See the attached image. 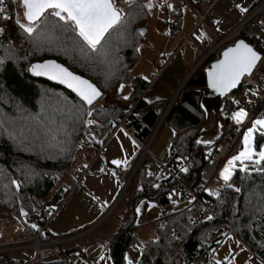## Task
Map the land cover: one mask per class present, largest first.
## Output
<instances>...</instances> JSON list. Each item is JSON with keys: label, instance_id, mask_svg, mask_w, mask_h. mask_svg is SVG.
<instances>
[{"label": "trees", "instance_id": "trees-1", "mask_svg": "<svg viewBox=\"0 0 264 264\" xmlns=\"http://www.w3.org/2000/svg\"><path fill=\"white\" fill-rule=\"evenodd\" d=\"M120 1L121 4L116 1L117 7L129 15L120 28L111 29L105 35L96 52L90 51L70 28L64 31L59 27L58 18L50 13L42 18L41 25H38L40 31L33 36L24 33L18 25L11 28L16 33V42L12 40L10 28L5 27L0 32V57H5L4 63L0 64V205L20 219L27 237L38 232L40 226L37 224V228H32L35 223L28 221L26 215L36 214L38 220L44 222L45 211H55L68 193L65 185L54 188L61 176L73 169L74 161L86 148L79 144L85 136V120H94L93 125L98 128L106 125L115 128L123 120L137 138L147 141L170 99H145L150 81L134 75L147 42V35L141 36L138 29L142 26L149 29L152 13H140L135 6L129 9L125 0ZM136 2L139 5L145 0ZM262 14L253 22L257 31L259 27L263 28L259 26ZM1 22L2 19L0 28ZM165 30L164 43L167 44L177 30ZM40 33L50 39L38 41ZM240 37L243 35L237 36ZM247 40L262 50L258 38L249 37ZM138 45L139 52L136 51ZM48 58L57 59L94 82L104 93L102 102L88 107L64 86L32 76L30 64ZM203 67L192 73L164 119V123L170 124L175 132L167 164L194 187L205 184V167L220 145L219 140L205 145L197 144L198 139H195L205 120L200 105L201 92L198 91L206 84ZM120 83L129 84L131 88L127 101L117 92ZM247 87L242 85L227 99L222 122L229 118L225 112L232 110V97ZM128 105H131L129 110ZM259 107L264 115V100ZM89 111L92 116L87 115ZM88 147L97 152L96 147ZM181 167H187L188 172H181ZM149 172L147 164L142 161L126 193L131 194L134 202L142 198L159 201L172 210V214L163 218L165 221L159 226L158 239L145 244L139 264H206L213 249L225 239L222 234L228 233L236 236L258 258H264V174L245 173L237 168L229 182L216 186L218 195L206 192L204 197L211 202L219 219L196 227L192 220L200 213L198 208L173 210L169 203L168 193L172 187L180 189L179 183L162 171L151 181ZM13 180L18 182L19 188L12 183ZM154 184L160 187L155 188ZM236 188L240 191L236 192ZM21 209L26 215L20 214ZM130 214L133 219L135 213L131 211ZM132 228L133 223L128 220L109 243L115 264H126L124 254L136 240ZM217 241L221 243L217 244ZM61 253L62 258L37 260L33 264H74L75 251L62 249Z\"/></svg>", "mask_w": 264, "mask_h": 264}, {"label": "crops", "instance_id": "crops-1", "mask_svg": "<svg viewBox=\"0 0 264 264\" xmlns=\"http://www.w3.org/2000/svg\"><path fill=\"white\" fill-rule=\"evenodd\" d=\"M260 1L261 0H219L212 10L211 17L197 24L199 17L194 11V8L205 11L208 9V5L202 0H187L188 3L178 0L179 8L177 12L168 9V15L162 23V29L164 33L165 28L167 30H177V32L174 33V37L183 31L187 23L183 7L184 4H188L190 6V13L187 17L188 20L192 19V21L191 24L189 23V31L186 33L182 43L194 37V48L196 53V45L199 41L215 40L222 36L240 21L255 4L260 3ZM236 3H240L243 7H246L248 9L247 12L240 13L239 10L235 8ZM169 13H173L177 17V22L174 26L168 23ZM213 21H218V23H213ZM261 21L263 20L261 19L259 21V26H262L260 25ZM202 23L207 24L204 29L206 31V38L197 40L193 33L196 34L199 28L197 26ZM263 28H258L260 34L264 32ZM174 37H171L167 44L164 43L165 38L164 40L161 39V42L155 46L151 43L148 45L146 44L142 49V55L135 67L134 75L147 76V80L150 81L146 97L151 101L160 98H169L166 96V93L158 91L161 86L157 87V85L162 75L173 66L178 58L180 59L179 67L183 73L185 60L182 54V43L177 45L174 49L173 46L170 47ZM161 53L165 55L162 56ZM193 59H195V56ZM182 78L184 79L185 77ZM171 79L172 78H170V80ZM183 79L178 80V77H175V80H178L177 83L175 82V86L180 84ZM171 82L173 86V84H175L174 79H172ZM163 86L164 84H162V87ZM176 88L174 87V90ZM171 90L173 92V89ZM125 133H127V135H125ZM133 141H135V144H133ZM83 149L85 151L81 153V157H86V161L80 162L79 165L76 164V166L68 172L70 174L69 176H63L61 178L67 181V185H64L68 193L60 206L55 210L56 213L49 224V228L46 229L49 235L46 232L44 234L45 238L49 236L62 238L64 243L58 246L57 249H59L60 252L62 249L66 251H75L76 257L74 264H95L102 251L101 245L105 246V254L111 255L112 257V251L109 245L110 241L118 233L120 226L125 224L128 220H131L133 223L132 231L136 240L134 245L127 249L126 253H128L129 258L134 262L140 261L145 244L151 240L158 239L159 226L163 225L165 221L160 216L158 205L152 199L142 198L134 202V198H132L131 194L126 193L120 202L117 201L123 187V182L118 177V172L122 171L126 176L132 174L142 154V147L138 143L136 136L124 123V125L116 127L114 134L101 154L96 155L94 148L86 147ZM113 159H127V165H121L117 168L115 165L111 164V160ZM169 160L170 157L168 155L167 158L162 161L167 163ZM85 165H89L90 168L83 180L78 183L76 174L79 170L85 168ZM101 168H103V171H101ZM113 170L117 172V177L111 176ZM178 193H180V189H178ZM93 197H98V199H93ZM176 197L175 200L177 202L178 200H183L181 193ZM168 200L172 209H176L173 207V199H170L169 195ZM141 201H145V203L141 204ZM149 202L153 205L151 208L147 207ZM138 205L142 209L139 215L135 213V208ZM185 207L186 204L178 210H184ZM131 211L135 213L134 218L132 219L130 214L125 221L123 217L128 215ZM34 216L37 217L35 214ZM104 218L105 220H103ZM87 228L91 230L82 233ZM21 232L22 234L19 236H26V230L23 224ZM136 245H140V247L137 248L135 247ZM28 250L30 252V257L28 258L15 257L12 254L13 252ZM34 253L33 248H27L21 251L14 250L11 252V255L14 256L12 257L18 264H28L34 259ZM51 256L50 252L44 251L39 255L38 260L51 259ZM258 259L260 260V258ZM111 264H115L113 258Z\"/></svg>", "mask_w": 264, "mask_h": 264}, {"label": "snow or ice", "instance_id": "snow-or-ice-1", "mask_svg": "<svg viewBox=\"0 0 264 264\" xmlns=\"http://www.w3.org/2000/svg\"><path fill=\"white\" fill-rule=\"evenodd\" d=\"M129 9L132 7H138L140 13L151 14L154 9L157 8H167L171 11H176L175 6L169 3L168 0H145L143 4L137 5L136 0H125ZM20 5L23 8V22L17 14V19L15 23L23 30L24 33L29 36H33L38 33V25H41L42 18H44L50 11V14L58 18V26L64 31L69 28L84 42L88 49L92 52L98 51V46L101 45L105 33H109V30H116L121 27L122 22L126 20L129 13L125 12L123 8L117 7L116 0H20ZM186 7V6H185ZM235 8L239 10L240 13L247 12V8L243 7L240 3L235 4ZM0 14L3 15L4 19H8V11L4 0H0ZM63 22V24H59ZM213 23H218V21H213ZM261 25L264 26V21H261ZM3 29L0 28V32ZM139 34L143 36L145 34L144 30L141 29ZM193 35L197 40H200L204 33L201 32L200 35ZM49 38L45 37L43 33L37 37V40ZM136 51H140V46L138 45ZM161 55H165L161 53ZM5 57H0V64L4 63ZM264 61V56L261 55L260 51H257L252 45L246 43L244 40H237L232 47H228L223 52V58L218 60L215 64L211 66L208 70V86L218 92L220 95H224L231 89L236 88L240 84L241 79L245 76H250L253 74L254 70L257 69L258 63ZM264 71V68L261 69ZM30 71L34 72L36 75H46L53 80H59L60 83L67 85L69 89H72L81 100L87 104L92 105L98 97L102 95L101 91L96 87L95 84L91 83L89 80L84 79L78 75L73 74L68 68L56 63L55 61H44L42 64H33ZM144 80L148 77L144 76ZM126 85L120 83L117 92L122 93ZM251 91V90H249ZM246 95L248 92L245 93ZM255 95V93H252ZM129 94H125L122 98L127 101L130 97ZM147 99V98H145ZM151 101H149L150 103ZM237 105L240 101H234ZM203 108L204 105L202 104ZM92 111L87 113L88 116H92ZM248 117V113L245 108L238 107L237 110L231 113L230 119L234 121L236 125H242L244 120ZM85 124L91 125L95 121L88 119L84 121ZM255 132H260L264 134V118H256L251 121V126L247 127L243 132V147L230 158L227 159L226 163L219 172V176L225 182H228L233 176L234 171L238 168L241 172H257L264 174V145L254 146L253 136ZM175 134V132H173ZM127 135V133H125ZM197 144H211L212 141H202L197 140ZM135 144V141H133ZM122 147V146H121ZM177 159H181L177 157ZM248 162V163H245ZM111 164L119 168L121 165H127V159H113ZM87 167V165H85ZM103 171V168H101ZM181 172H188L187 167H181ZM148 175H152L151 172ZM112 177H117V172L113 170L111 172ZM13 184L19 188L17 181L13 180ZM155 188H159V184L152 185ZM232 187L231 184L227 185ZM143 190L142 188L140 189ZM209 192L210 195L216 196L218 192L211 189H204ZM236 192L240 189L236 188ZM171 199L173 195L179 196L180 193H176L175 189L168 193ZM93 199H98V197H93ZM194 199V198H193ZM144 204L145 201H141ZM172 203H177L176 200H172ZM152 203H148L147 207L151 208ZM141 207L138 205L135 208V213L139 215L141 213ZM21 215H26L23 209L20 210ZM205 219L210 220V216H206ZM32 228H37L36 224L31 225ZM225 235V239H231V234ZM220 244L221 241H217ZM239 244V241H236ZM135 247L139 248L140 245ZM264 247V245H262ZM101 253L95 264H111V255H106V249L104 245H101ZM243 251V249H242ZM215 249H213V253ZM231 253V248H229ZM124 260L126 264H139V261H133L129 258L128 253L124 254ZM236 257L224 256L222 259H217L213 257L212 264H234ZM245 264H256L252 257L249 256ZM258 264H264V258H261Z\"/></svg>", "mask_w": 264, "mask_h": 264}, {"label": "built area", "instance_id": "built-area-1", "mask_svg": "<svg viewBox=\"0 0 264 264\" xmlns=\"http://www.w3.org/2000/svg\"><path fill=\"white\" fill-rule=\"evenodd\" d=\"M202 1L208 5V9L205 12H200L195 9V12L200 17V21L207 20L208 17H211L212 10L219 0ZM263 11L264 0L254 6L237 24H235L230 30L225 32L216 40L199 42L196 46L197 62L195 67L197 68L203 66L215 56L217 51L222 46L234 40L239 35H243L247 38H258L260 40V46L262 47V56H264V34H260L257 31V26L253 24L254 20ZM169 22L174 24L176 22V17L170 14ZM262 68H264V61L259 62L258 67L253 72V74L245 78V83L250 86H259L264 90V71L261 70ZM255 108L256 106L248 112V117L244 120L240 129H235L236 124L232 120L228 121L223 127L219 151L215 154L212 161L205 167L203 173V178L206 181L205 188L211 186V184L217 180L219 172L226 163L227 159L239 151L243 141V132L247 127L251 126V121L255 119V116L257 115L255 113ZM120 124L122 125V123ZM113 132L114 129L111 126L98 128L93 124H87L85 128V137L83 140H80L79 144L83 146H95L98 153H100L104 150ZM137 140L144 149V152L148 154L146 164L148 168L151 169L152 173L151 176L149 175V179L151 181L156 179L158 175V172H154L156 168H158V171L167 173L172 179L179 183L183 196L188 199L189 203L187 205V210H195L197 208L199 209L200 213L195 217V219L192 220L194 226L197 227L204 222H212L219 219V216L213 209L211 202L203 197L205 188L194 187L190 185V183L181 179L182 176L174 171L168 164L161 161L158 156L148 148L146 143L139 139ZM87 170L88 169H85L78 173V183L83 180ZM119 177L122 181H126V177L122 172L119 173ZM159 208L162 216L166 217L170 214V211L164 204H159ZM45 213L47 217L44 222L39 220L36 221V223L40 225V230L33 236L29 238H15L11 241L0 242V264H17L15 263L11 252L14 250H23L27 247H33L35 249L36 256L42 251H50L54 257L61 258V252L57 249V247L63 243L64 240L53 236L49 238L43 237V232L45 229L49 228V224L56 211L52 212L50 210H46ZM206 216H210L211 219H205ZM27 218L32 220V214H27Z\"/></svg>", "mask_w": 264, "mask_h": 264}, {"label": "rangeland", "instance_id": "rangeland-1", "mask_svg": "<svg viewBox=\"0 0 264 264\" xmlns=\"http://www.w3.org/2000/svg\"><path fill=\"white\" fill-rule=\"evenodd\" d=\"M5 1L7 3V6H8V10L7 11H8L9 18L8 19H4L3 15L0 14V19H2L1 26H2V29H4V30H5V27L7 29L10 28V30H11L10 35L12 36V40H13V42L14 41L16 42V40H15V39H17L16 33L11 28H13L14 26L17 25L15 23V20L17 19V14H19V18L23 22V19H24L23 18V8L20 5V0H5ZM116 1H117L118 4H121L120 0H116ZM156 2L159 3V0H156ZM168 2H171V3L174 4V6L176 8V12H177V9L179 8L178 0H168ZM185 2L188 3L187 0ZM189 8H190V6L188 4H184L183 10H184V14H185L187 23L185 24V26L183 28V31H181L179 34H177L173 38V41H172L171 46H170V47L173 46V49L177 45H180V43H182V40L184 39L186 33L189 31V23L191 24V21H192V19L188 20V17H187L188 14L190 13L189 12ZM49 13H50V11H49ZM167 15H168V9L167 8H157V9H154L152 11V22L149 25L150 29H148V32L146 34L147 35L146 36V40H145V42L147 41L146 42L147 45L151 43L152 45L155 46L156 44L161 42V39L164 40L165 33H164L163 29H162V23L165 20V18L167 17ZM199 19H200V17L198 18L197 24L201 23ZM261 19L264 21V12H263V14H262V16L260 17L259 20H261ZM206 25H207L206 23H202V24L197 26L199 28L196 31V36L200 35V33L203 32L204 36L201 39H205L206 38V34H205L206 31L204 30L206 28ZM165 32H166V30H165ZM202 41H213V40H202ZM202 41H199V42H202ZM194 43H195V39L193 37V38L188 39V41H185L184 43L181 44L182 54H183L184 60H185L183 73H182V70L179 67L180 59L178 58L175 61V63L173 64V66H171L167 70V72L164 75H162V77L160 78V80L158 82L157 87L161 86V88L158 91H162V92L166 93V96L170 98L169 101L166 103L164 109L170 103L171 98L174 95L173 92L175 93V91L177 90V88L180 85V84H178L177 88L174 90V87H175L177 81L179 79H183L182 77H185L187 75V73L191 70V68L195 67V63L197 62V49H196V53H195ZM198 43H197V45H198ZM144 46H145V44H144ZM194 56H195V59H193ZM175 77H178V80H175ZM170 78L174 79V83L176 82L175 84H173V86H172V82H171L172 79L170 80ZM162 84H164L163 87H162ZM165 84H167V85H165ZM125 85H126V87L123 90V92L121 93L122 95L129 94L130 89H131L129 84H125ZM171 89H173V92H172ZM249 90H251V91H249ZM153 92H155V91H153ZM246 92H248L247 95L245 94ZM253 92L255 93V95L252 94ZM262 96H264V92H263V89H261L260 87H247L241 94L235 95V96L232 97V103H233V106H231L232 110L231 111L227 110L225 112V114L228 117L231 116V113L233 111L237 110L238 107H243L248 112L250 109H252V107L254 105H257L259 103V100H260V98ZM103 97H104V95H103ZM102 98L97 101L98 103L97 102L96 103L97 104L101 103L102 100H103ZM175 100H174V102H175ZM237 100L240 101L239 105L234 103V101H237ZM173 103H172V105H173ZM164 109H163V111H164ZM163 111H162V114H163ZM255 113L257 114L255 117L264 118V115L262 114L261 108L259 106H257L255 108ZM163 123H164V120L162 122H160V123L158 121L157 125H159V129H158L155 137L153 138L152 143L150 144L151 149L157 154V156L161 160H165L167 158V156L169 155L170 147H171V144H172L173 139H174V134H173L174 129L172 128V126L170 124H168V123H164V124ZM224 123H225V121H224ZM106 126H110V125H106ZM235 129H237V127H235ZM198 139H200V138H198ZM253 144H254V146L264 145V134H261L260 132H255L254 136H253ZM242 147H243V145H242ZM83 151H85V150L82 149V151L78 155V158H76V160L74 161V166H76V164L79 165L80 162H85L86 161V157H83V156L81 157V153ZM213 158H214V156H213ZM87 167H88V165H87ZM85 168L79 170L78 173L83 171V170H85ZM156 170L158 171V168ZM158 172H160V171H158ZM78 173L76 174L77 178H78ZM69 175H70L69 173H66L63 176L67 177ZM63 176H61V178ZM61 178L58 180L54 190L59 188L61 185H64V184L67 185V181H64ZM203 180H204V178H203ZM204 182H206V181L204 180ZM226 183L227 182H225L219 176L217 178V180L214 182V185L219 187V186H222V185H224ZM203 187H204V185H203ZM203 187H201V188H203ZM218 187H214V188L216 189V192L219 193V189H217ZM173 189H175V192L178 193V188L177 187H172L170 189L169 193L172 192ZM54 190H52V192ZM211 190H214V189H211ZM126 192H127V188H126L125 192L122 194V197L119 199L118 202H120L124 198V196L126 195ZM176 198L177 197L175 195H173L171 199L175 200ZM182 199L183 200H178L177 203L173 204V207L176 208L174 210L181 209L182 207L185 206V204H186L185 208H187V205L189 203L188 199L185 198V197H182ZM129 214L125 215V217H123L125 219V221L127 220ZM36 219H38V217L34 216L33 220H28V221L34 222L37 225ZM103 220H105V218ZM89 230H91V229L87 228L82 233H86ZM21 231H22V222L20 221V219L18 217H16L14 214H12V212H10L6 207L0 205V242H2V241H11V240H14L15 238H29V237H27L25 235H24V237L23 236H19L20 234H22ZM236 241H239V244H237ZM63 243H61V244H63ZM27 248H33V247H27ZM27 248H25V249H27ZM229 248H231V253L229 252ZM242 249H243V251H242ZM19 251H21V250H19ZM34 252H35V249H34ZM40 253H42V252H40ZM40 253H38V254H40ZM12 254L15 257H26V258L30 257L29 250L28 251H23V252H13ZM34 255H35V253H34ZM226 255L230 256V258L233 255L236 257V259L234 261V264H245V261L248 260L249 256L252 257L253 261H255L256 264H258V262H259V259L257 258V256L254 253H252L251 250L245 244H243L236 236L231 235V239H227V240L224 239L222 241V243L215 249V252L213 253V251H212L211 257L209 258V260H208V262L206 264H212L213 257H215L217 259H222ZM35 257H36V255L34 256V261H37L39 256H37L36 258ZM51 258H54L53 254H52Z\"/></svg>", "mask_w": 264, "mask_h": 264}, {"label": "water", "instance_id": "water-1", "mask_svg": "<svg viewBox=\"0 0 264 264\" xmlns=\"http://www.w3.org/2000/svg\"><path fill=\"white\" fill-rule=\"evenodd\" d=\"M143 29L145 34L148 31V28L146 26H142L139 27V31ZM111 30V29H110ZM109 30V31H110ZM107 33H105L106 35ZM144 34V35H145ZM105 37V36H104ZM244 40L246 43L252 45L257 51H259L254 44L250 43L249 41H247L244 38H238L237 40ZM232 41L226 45H224L222 48H220L215 56V58H213L212 60H210L203 68L205 74H206V84L200 88H198V91L201 92V99H200V105H204V107L202 108L203 111L205 112V120L203 122V124L200 126V128L198 129L196 135H195V139L201 138V139H205V140H215L220 136L221 130H222V117H221V113L225 108L226 105V101H227V96L231 93H234L235 91H238L240 89V87L242 86L243 83V79L244 77L241 79L240 84H238L236 86V88L231 89L229 92L225 93L224 95H220L218 92H216L214 89L210 88L208 86V70L211 68V66L213 64H215L218 60L223 58V52L226 48L228 47H232L234 46L235 42L237 41ZM262 55V54H261ZM44 61H55L56 63L68 68L69 71H71L73 74L78 75L84 79L89 80L91 83L95 84L94 82H92L89 78L78 74L76 72H74L73 70H71L68 66H66L65 64H63L62 62L58 61L57 59L54 58H48L45 59L43 61H35L32 62L30 64L29 67V71L30 68L33 64H37V63H43ZM31 75L37 78H43V79H47L49 81H52L54 83H57L59 85L64 86L65 88H67L68 90L72 91L73 93H75L72 89H69L67 87V85L60 83L59 80H53L51 79L49 76L46 75H36L34 72L30 71ZM96 85V84H95ZM96 87L101 91L102 95L100 97H98L95 101H93L92 105H87L88 107L93 106L99 99H101L104 95L103 91L96 85ZM76 94V93H75ZM77 95V94H76ZM78 96V95H77ZM173 97V96H172ZM172 100V98H171ZM131 108V105L127 106V110H129Z\"/></svg>", "mask_w": 264, "mask_h": 264}, {"label": "bare ground", "instance_id": "bare-ground-1", "mask_svg": "<svg viewBox=\"0 0 264 264\" xmlns=\"http://www.w3.org/2000/svg\"><path fill=\"white\" fill-rule=\"evenodd\" d=\"M186 1V0H185ZM195 9H197V8H194V11H195ZM198 10V9H197ZM198 11H200V10H198ZM206 11V10H205ZM205 11H200V12H205ZM264 12V11H263ZM263 12H261L260 13V15L263 13ZM170 14H172V15H174L175 17H176V15L175 14H173V13H169V16H170ZM169 16H168V22H169ZM259 16V15H258ZM200 20V19H199ZM205 21V20H204ZM176 22H177V17H176ZM176 22L174 23V24H171L170 22H169V24L170 25H172V26H174L175 24H176ZM200 22H202V21H200ZM148 32V31H147ZM147 34V33H146ZM145 34V35H146ZM237 38V37H236ZM240 38H244V39H246L247 40V37H240ZM238 39V38H237ZM237 39H234V40H232V41H235V40H237ZM216 40V39H215ZM214 41V40H213ZM232 41H230V42H232ZM248 41V40H247ZM229 42V43H230ZM226 44H228V43H226ZM225 44V45H226ZM223 47V46H222ZM221 47V48H222ZM260 52H261V50H259ZM218 52V51H217ZM217 54V53H216ZM216 54H215V56H216ZM261 54H262V52H261ZM215 56L213 57V58H215ZM213 58H211L210 60H212ZM209 60V61H210ZM208 61V62H209ZM208 62H206L203 66H205ZM196 64V63H195ZM202 67V66H201ZM199 67H192L191 68V70L187 73V75L185 76V78L182 80V82L180 83V85H179V87L177 88V90L175 91V93H174V95H173V97H172V100L170 101V103L166 106V108L164 109V111H163V114H162V116L160 117V120H159V123L160 122H162L164 119H165V117H166V115L168 114V112H169V110L171 109V107H172V103L174 102V100L176 99V97L178 96V94H179V92H180V90L182 89V87H183V85L186 83V81L190 78V76L192 75V73H194V71L196 70V69H198ZM204 68V67H203ZM255 71V70H254ZM251 76V75H250ZM246 77H249V76H245L244 77V79H243V83H242V85H246V86H248V87H259V86H250V85H247L246 83H245V78ZM37 78V77H36ZM43 79V78H42ZM47 80V79H46ZM241 88V87H240ZM261 88V87H260ZM262 89V88H261ZM236 92V91H235ZM263 92H264V90H263ZM233 93H231V94H229L228 96H227V99L232 95ZM264 100V96L263 97H261L260 98V100H259V103L257 104V105H254L253 107H257V106H259V104H260V102H262ZM226 103H227V101H226ZM226 106V105H225ZM252 107V108H253ZM225 109V108H224ZM251 110V109H250ZM249 110V111H250ZM224 111V110H223ZM222 111V112H223ZM248 111V112H249ZM247 112V113H248ZM221 117H222V113H221ZM230 117L231 116H229V118H228V120L227 121H225V123L224 122H222V129H223V127L227 124V122L228 121H230L231 119H230ZM257 117H255V119H256ZM120 123H122V125H124L123 124V120L122 121H120L119 122V124L117 125V126H122ZM104 127V126H103ZM235 127H237V129H240V127H241V125H236ZM114 129V131H115V129L116 128H113ZM158 129H159V125H156V128L154 129V131H153V133L150 135V137L148 138V140L147 141H142V142H144V143H146L147 144V146H148V148L150 147V144L152 143V141H153V138L155 137V135H156V133H157V131H158ZM221 133H222V130H221ZM221 133H220V136L217 138V139H215V140H206V141H212V142H215V141H218L219 140V144H220V142H221ZM113 134H114V132H113ZM112 134V135H113ZM85 137V136H84ZM112 137V136H111ZM136 139H139V138H137L136 137ZM83 140V139H82ZM110 140V139H109ZM140 140V139H139ZM199 140H205V139H199ZM108 143V142H107ZM139 143V142H138ZM242 144H243V141H242ZM242 144H241V146H242ZM81 145V144H80ZM81 146H83V145H81ZM141 146V145H140ZM241 146H240V149H241ZM83 147H88V146H83ZM95 147V146H94ZM106 147V146H105ZM142 147V146H141ZM219 147H220V145H219ZM105 149V148H104ZM151 151H153L152 149H151V147L149 148ZM239 149V150H240ZM104 151V150H103ZM102 151V152H103ZM102 152H100V153H98V151L96 152V155L97 154H101ZM154 152V151H153ZM218 152V151H217ZM216 152V153H217ZM155 153V152H154ZM215 153V154H216ZM156 154V153H155ZM157 155V154H156ZM215 156V155H214ZM147 158H148V154H146L145 152H144V149L142 148V154H141V156H140V158H139V160H138V162H137V164H136V166H135V168H134V171L132 172V174L130 175V176H126L122 171H119L118 172V177H119V173L120 172H122L123 174H124V176L126 177V181H122L123 182V187H122V190H121V192H120V194H119V197H118V199H117V201H119V199L122 197V194L125 192V190H126V188L128 187V185H129V183H130V181H131V179H132V177H133V175H134V173H135V171L137 170V168L139 167V165L142 163V161H145V164H146V161H147ZM159 158V157H158ZM160 159V158H159ZM161 160V159H160ZM162 161V160H161ZM164 162V161H163ZM166 163V162H165ZM210 163V162H209ZM167 164V163H166ZM180 164V163H179ZM148 167V166H147ZM90 167H89V165H88V167H86L85 169H89ZM157 169V168H156ZM154 170V172H158L157 170ZM150 170V172H151V169H149ZM88 171V170H87ZM87 173V172H86ZM158 174H159V172H158ZM86 175V174H85ZM158 176V175H157ZM219 177V176H218ZM217 177V178H218ZM120 178V177H119ZM121 180V179H120ZM154 181V180H153ZM216 181V180H215ZM214 181V182H215ZM214 182L211 184V186H208L207 187V189H215L214 187H216L215 185H214ZM204 185V187L203 188H205L206 187V182H205V184H203ZM201 188V187H200ZM216 190V189H215ZM180 193H181V196L182 197H184L183 196V194H182V190H181V188H180ZM206 193V191L204 192V194ZM204 194H203V197H204ZM186 198V197H185ZM205 198V197H204ZM206 199V198H205ZM64 200V199H63ZM153 201H155L156 202V204L158 205V207H159V204H163V203H161V202H159V201H156V200H153ZM165 205V204H164ZM166 206V205H165ZM168 209V208H167ZM186 210H187V208H185ZM159 210H160V208H159ZM169 211H170V214L168 215V216H170L171 214H172V210H170V209H168ZM29 214V213H28ZM31 214V213H30ZM160 216H161V218H166V217H168V216H166V217H164V216H162L161 215V211H160ZM219 216V215H218ZM32 217H33V219H34V215L32 214ZM26 218H27V215H26ZM32 219V220H33ZM27 220H29L28 218H27ZM38 219H36V221H37ZM213 222V221H212ZM39 225V224H38ZM40 226V225H39ZM47 232V230L45 229L44 230V232H43V237L45 238V236H44V234ZM48 233V232H47ZM48 235H49V233H48ZM33 236V235H32ZM49 237H52V236H49ZM48 237V238H49ZM53 237H55V236H53ZM57 238H60V237H57ZM60 239H62V238H60ZM63 240V239H62ZM2 242H5V241H2ZM61 245V244H60ZM59 245V246H60ZM58 248V247H57ZM59 250V249H58ZM42 252H44V251H42ZM45 252H50V251H45ZM51 253V255H52V252H50ZM41 254V253H40ZM40 254H38L37 256H39ZM35 255H36V252H35ZM36 256V257H37ZM35 257V258H36ZM54 258H58V257H54ZM61 258H62V253H61ZM14 259V258H13ZM15 261V260H14ZM36 261H34V259L30 262V263H28V264H33V263H35ZM15 263H17V262H15ZM18 264V263H17Z\"/></svg>", "mask_w": 264, "mask_h": 264}, {"label": "flooded vegetation", "instance_id": "flooded-vegetation-1", "mask_svg": "<svg viewBox=\"0 0 264 264\" xmlns=\"http://www.w3.org/2000/svg\"><path fill=\"white\" fill-rule=\"evenodd\" d=\"M5 2V1H4ZM5 5H6V7H7V10H8V6H7V3L5 2Z\"/></svg>", "mask_w": 264, "mask_h": 264}]
</instances>
